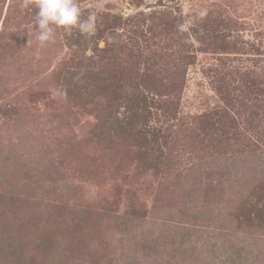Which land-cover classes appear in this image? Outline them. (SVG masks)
<instances>
[{
  "label": "rangeland",
  "instance_id": "obj_1",
  "mask_svg": "<svg viewBox=\"0 0 264 264\" xmlns=\"http://www.w3.org/2000/svg\"><path fill=\"white\" fill-rule=\"evenodd\" d=\"M76 2L0 0L3 262L264 264V0Z\"/></svg>",
  "mask_w": 264,
  "mask_h": 264
},
{
  "label": "clouds",
  "instance_id": "obj_2",
  "mask_svg": "<svg viewBox=\"0 0 264 264\" xmlns=\"http://www.w3.org/2000/svg\"><path fill=\"white\" fill-rule=\"evenodd\" d=\"M34 4L37 9L35 15V26L37 30L36 39L40 45L46 46L54 41L57 29H62L70 35L73 29L78 30L81 35L93 36L96 34V18L90 15L87 19L81 18V8L76 0H23V7ZM206 15V11L199 13L200 17ZM180 32L189 30L188 24L178 25Z\"/></svg>",
  "mask_w": 264,
  "mask_h": 264
},
{
  "label": "trees",
  "instance_id": "obj_3",
  "mask_svg": "<svg viewBox=\"0 0 264 264\" xmlns=\"http://www.w3.org/2000/svg\"><path fill=\"white\" fill-rule=\"evenodd\" d=\"M2 245L0 244V264H31L32 257L35 256V250L31 247H26L25 245L22 246L20 249L14 248V254L16 253L17 257L14 263H5L3 262V255L6 253L5 247H1ZM18 250V251H17ZM60 262V260L56 261Z\"/></svg>",
  "mask_w": 264,
  "mask_h": 264
}]
</instances>
